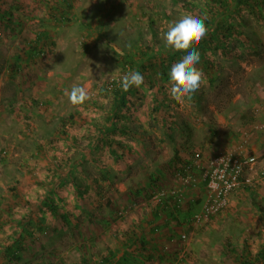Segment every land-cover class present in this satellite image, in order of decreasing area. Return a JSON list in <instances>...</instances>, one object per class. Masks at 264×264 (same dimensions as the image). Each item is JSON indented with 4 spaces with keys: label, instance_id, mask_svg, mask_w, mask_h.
Wrapping results in <instances>:
<instances>
[{
    "label": "rangeland",
    "instance_id": "374dc122",
    "mask_svg": "<svg viewBox=\"0 0 264 264\" xmlns=\"http://www.w3.org/2000/svg\"><path fill=\"white\" fill-rule=\"evenodd\" d=\"M226 1L227 50L191 98L170 86L157 108L146 86L119 99L122 75L212 0H0V264H238L227 246L264 244V2ZM73 85L90 99L71 104ZM228 155L255 157L253 183L195 222L203 174Z\"/></svg>",
    "mask_w": 264,
    "mask_h": 264
},
{
    "label": "trees",
    "instance_id": "16d2710c",
    "mask_svg": "<svg viewBox=\"0 0 264 264\" xmlns=\"http://www.w3.org/2000/svg\"><path fill=\"white\" fill-rule=\"evenodd\" d=\"M249 1L264 2V0ZM238 2L241 3V5H247L246 3H249L248 0H238ZM211 4L212 5L210 6L211 10L209 17L204 21L206 27L208 28V33L199 45H194L196 50H198L200 53V63L197 65V67L201 69L204 74H207L210 70L208 55L216 51H226L228 47L226 46V42L229 38H231L232 31L234 32L233 27H231L228 22L221 19V17L230 12V2L226 0H212ZM35 41V43L45 42L47 45H50L49 42L51 40L49 39L48 34L43 32L36 37ZM42 54L43 52L37 50V48L35 47L31 50V52H28L27 59H33L34 57ZM184 55H186V53L183 51H173L170 49L166 50L165 53H159L158 56L155 55V53H151V49H147L142 53L137 54L138 57L136 58H138V60H136V62L139 63L138 66L135 67L136 62H132V66L134 69L133 71H138L143 75L144 78V82L140 87L146 86L149 90H152L156 93L157 97L155 103L157 105V108L164 107L166 105L169 98L167 95V87L171 86L169 83V72L171 66L182 59ZM20 58L21 57H17L15 59L13 66L19 67L18 63H20L22 59ZM131 91L134 92V87L130 88L127 92H119V99L125 98L126 93L129 94V92ZM167 123L168 122H166V118H163L162 125H164L165 128H167ZM181 162V159L174 158L173 164H181L179 167H176V171L183 176L185 173V168L188 165L191 166V164L189 162ZM174 199L176 200V198ZM175 200H172L171 202ZM176 204L177 202H174L173 204L175 209L178 208V205ZM47 205L48 203H46L44 207H46ZM46 208L53 210V206H51V204ZM261 217L264 221V213L261 214ZM17 246L18 244H15L11 247H8L7 250L9 251V253H12L13 248H16ZM228 247L229 246H227V251L237 257L238 264H264V244L258 246L255 251H253V249L249 246H244L240 251L236 252L232 249H228ZM82 264H106V261L104 260L103 262L89 263L83 260Z\"/></svg>",
    "mask_w": 264,
    "mask_h": 264
},
{
    "label": "clouds",
    "instance_id": "9594fccd",
    "mask_svg": "<svg viewBox=\"0 0 264 264\" xmlns=\"http://www.w3.org/2000/svg\"><path fill=\"white\" fill-rule=\"evenodd\" d=\"M206 19L207 16L201 18L184 14L170 24L163 35L167 48L186 53L182 59L171 66L169 72L170 96L177 102L191 98L205 82L204 73L197 67L200 63V53L194 45H199L208 33L204 23ZM143 82V75L131 70L120 79L121 88L125 92L132 87L139 88ZM65 94L73 105H81L90 99L89 91L81 85H73L70 91L66 90Z\"/></svg>",
    "mask_w": 264,
    "mask_h": 264
},
{
    "label": "built area",
    "instance_id": "2783aa9c",
    "mask_svg": "<svg viewBox=\"0 0 264 264\" xmlns=\"http://www.w3.org/2000/svg\"><path fill=\"white\" fill-rule=\"evenodd\" d=\"M256 159L253 156H221L210 162L203 174L202 181L205 183L207 200L199 216L193 220L199 222L216 215L228 206L229 199L240 187L251 186L256 173ZM192 166L185 168L186 181H190L189 171Z\"/></svg>",
    "mask_w": 264,
    "mask_h": 264
}]
</instances>
